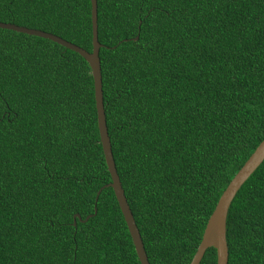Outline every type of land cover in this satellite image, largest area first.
<instances>
[{
  "label": "trees",
  "instance_id": "16d2710c",
  "mask_svg": "<svg viewBox=\"0 0 264 264\" xmlns=\"http://www.w3.org/2000/svg\"><path fill=\"white\" fill-rule=\"evenodd\" d=\"M0 22L92 49L90 0H0ZM103 103L150 264H189L264 138V0H97ZM137 37L135 40L134 38ZM77 52L0 28V264H140ZM228 264H264V160L233 198ZM199 264H216L206 249Z\"/></svg>",
  "mask_w": 264,
  "mask_h": 264
},
{
  "label": "water",
  "instance_id": "95a60500",
  "mask_svg": "<svg viewBox=\"0 0 264 264\" xmlns=\"http://www.w3.org/2000/svg\"><path fill=\"white\" fill-rule=\"evenodd\" d=\"M91 3V22H92V49L87 51L86 49L69 42L55 34L46 32L43 30L30 28L22 25H17L14 23L0 22V28L9 29L16 32H21L29 35H34L42 38L49 39L56 42L65 48H68L74 52H77L81 57H83L90 67V71L93 77L94 86V100L97 115V127L99 132L100 143L102 147V152L105 160L107 170L110 175V182L102 186L96 193L94 212L89 214L84 219L76 213L73 216V225L76 224L78 219L81 222H85L89 217L94 215L97 211L96 201L100 194V191L104 187H111L115 198L117 200L120 211L123 215L126 227L130 234L134 250L136 252L137 258L140 264H150L148 261L147 254L144 249V245L141 239L139 229L135 223L133 214L131 212L130 206L126 199L124 189L121 185L120 178L117 173L115 161L112 154V147L110 142V137L108 134V128L106 124V117L104 111L103 103V91H102V79H101V65L99 58V49L101 44L98 41V24H97V0H90ZM135 40L137 37L134 38ZM264 160V138L259 142L251 155L243 163L240 169L235 173L232 179L227 184L226 188L222 191L219 196L217 203L210 214L200 243L190 261L189 264H199L206 249L213 247L216 251V264H228V245L226 241V219L228 209L231 205L233 198L235 197L238 190L244 184V182L249 178V176L256 170V168Z\"/></svg>",
  "mask_w": 264,
  "mask_h": 264
}]
</instances>
